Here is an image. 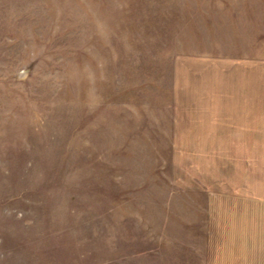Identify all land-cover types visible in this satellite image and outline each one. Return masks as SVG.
<instances>
[{
  "label": "rangeland",
  "instance_id": "obj_1",
  "mask_svg": "<svg viewBox=\"0 0 264 264\" xmlns=\"http://www.w3.org/2000/svg\"><path fill=\"white\" fill-rule=\"evenodd\" d=\"M0 264H264V0H0Z\"/></svg>",
  "mask_w": 264,
  "mask_h": 264
}]
</instances>
